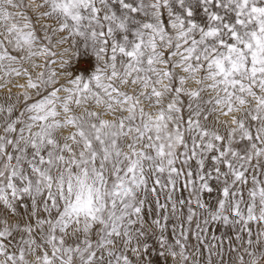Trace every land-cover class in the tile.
I'll list each match as a JSON object with an SVG mask.
<instances>
[{
  "label": "snow or ice",
  "instance_id": "snow-or-ice-1",
  "mask_svg": "<svg viewBox=\"0 0 264 264\" xmlns=\"http://www.w3.org/2000/svg\"><path fill=\"white\" fill-rule=\"evenodd\" d=\"M0 264H264V0H0Z\"/></svg>",
  "mask_w": 264,
  "mask_h": 264
}]
</instances>
